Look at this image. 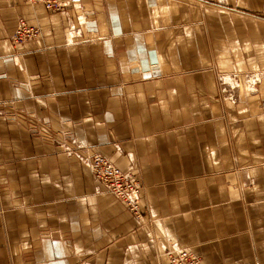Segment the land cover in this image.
Instances as JSON below:
<instances>
[{
    "label": "crops",
    "instance_id": "obj_1",
    "mask_svg": "<svg viewBox=\"0 0 264 264\" xmlns=\"http://www.w3.org/2000/svg\"><path fill=\"white\" fill-rule=\"evenodd\" d=\"M60 1L0 0V264H264V0Z\"/></svg>",
    "mask_w": 264,
    "mask_h": 264
},
{
    "label": "built area",
    "instance_id": "obj_2",
    "mask_svg": "<svg viewBox=\"0 0 264 264\" xmlns=\"http://www.w3.org/2000/svg\"><path fill=\"white\" fill-rule=\"evenodd\" d=\"M33 4H43L48 10H62L60 0H27ZM40 34L37 26L29 25L21 21L12 39L15 45H23L25 42L36 38ZM89 165L94 176L102 182L109 193L121 199L131 211L140 215V191L142 185L128 173L116 166L108 157L95 154L91 157ZM169 264H203L202 259L187 248H180L175 252H168Z\"/></svg>",
    "mask_w": 264,
    "mask_h": 264
},
{
    "label": "rangeland",
    "instance_id": "obj_3",
    "mask_svg": "<svg viewBox=\"0 0 264 264\" xmlns=\"http://www.w3.org/2000/svg\"><path fill=\"white\" fill-rule=\"evenodd\" d=\"M214 1V0H211ZM239 70L236 69V67L234 69H232V71L230 72H224V71H217V77L218 79H222V78H226L229 75H232L235 78H239L240 76V72H238Z\"/></svg>",
    "mask_w": 264,
    "mask_h": 264
},
{
    "label": "bare ground",
    "instance_id": "obj_4",
    "mask_svg": "<svg viewBox=\"0 0 264 264\" xmlns=\"http://www.w3.org/2000/svg\"><path fill=\"white\" fill-rule=\"evenodd\" d=\"M262 74V73H261ZM258 78V77H257ZM261 81V80H260Z\"/></svg>",
    "mask_w": 264,
    "mask_h": 264
}]
</instances>
